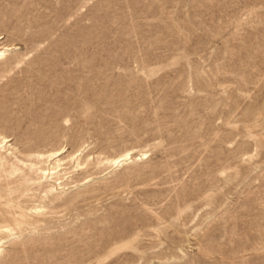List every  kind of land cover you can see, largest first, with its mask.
<instances>
[{
    "label": "rangeland",
    "instance_id": "374dc122",
    "mask_svg": "<svg viewBox=\"0 0 264 264\" xmlns=\"http://www.w3.org/2000/svg\"><path fill=\"white\" fill-rule=\"evenodd\" d=\"M0 40L14 157L149 152L50 194L2 155L0 264H264V0H0Z\"/></svg>",
    "mask_w": 264,
    "mask_h": 264
},
{
    "label": "bare ground",
    "instance_id": "6f19581e",
    "mask_svg": "<svg viewBox=\"0 0 264 264\" xmlns=\"http://www.w3.org/2000/svg\"><path fill=\"white\" fill-rule=\"evenodd\" d=\"M13 50L16 49L0 43V61L5 59ZM84 151L85 148H81V150L75 152H68L65 147H59L44 153H35L33 156L34 160L29 161V159V164H26L25 159L23 161L14 157L16 152L18 153L19 151L12 146L8 137L0 134V157L5 154L13 156L16 173L19 172L20 174L19 178H22L25 182H37L38 185L46 186V193L49 194L68 190L66 188L67 184L62 182L65 178H88L87 184L111 174V172H107V174L100 176L99 174L102 173L103 167L108 166L113 169L112 171L124 168L137 160L142 161L149 153L144 152L135 156L134 150L130 149L119 156L105 158L104 160L95 158L96 160L94 161V158L90 159L91 156L84 153ZM84 184L85 182L82 185ZM43 208L42 206L36 207L34 210L40 211ZM6 243V241H0V255L3 253Z\"/></svg>",
    "mask_w": 264,
    "mask_h": 264
}]
</instances>
